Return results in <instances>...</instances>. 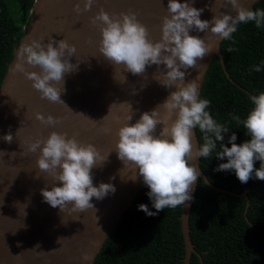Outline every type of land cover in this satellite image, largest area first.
Returning <instances> with one entry per match:
<instances>
[{
  "label": "water",
  "instance_id": "water-1",
  "mask_svg": "<svg viewBox=\"0 0 264 264\" xmlns=\"http://www.w3.org/2000/svg\"><path fill=\"white\" fill-rule=\"evenodd\" d=\"M259 1L238 0V3L247 9ZM222 2L194 0L193 6L204 9L202 20H210L221 12L235 16L232 6L221 7ZM77 3L80 13L73 10ZM166 4L167 0H94L90 9L84 11L82 0L34 1L29 22L12 51V59L0 84V264H83L81 256L84 253L91 257L87 264H93L105 240L132 205L144 185L140 177L132 181L119 175L123 164L114 151L118 139L116 131L122 126L125 114L132 115L134 123L142 112L162 103L175 89H165L156 81L163 66L156 69V65H152L146 67L143 74L133 75L107 61L98 51L99 22L93 25L91 19L101 8L109 16L134 12L137 20L147 28L148 38L155 42L160 39L162 18L169 15ZM190 35L200 36L212 46V51L186 73L185 83L199 74V93L214 57L224 68L220 54L222 39L207 30H193ZM62 39L75 46L70 63L79 64L75 71L66 73L64 83L58 85L64 89L60 96L64 104L42 99L32 87V81L24 73L13 70L21 44L36 40L47 45L50 40ZM25 69L40 71L27 64ZM121 103L130 104L132 111L127 112V105ZM159 111L163 113L162 108ZM36 113L45 118L51 115L59 122L51 126L41 124L35 118ZM160 127L157 125V132ZM103 128L109 131L104 132ZM53 131L75 136L83 144H93L102 155L111 152L102 167L92 169V174L94 185L111 182L115 192L103 200L93 198L94 209L61 213L43 202L40 189L50 188L53 180L37 168L39 150L28 152L26 142L46 139ZM8 133L12 134L10 143L3 139ZM194 163L200 172L198 178L205 185L226 192L207 180L199 168V160ZM110 177L115 178L109 180ZM196 184L197 181L191 189L192 199L181 206L179 217L185 250L183 264H189L194 253L188 220ZM240 197L245 198V195Z\"/></svg>",
  "mask_w": 264,
  "mask_h": 264
},
{
  "label": "clouds",
  "instance_id": "clouds-1",
  "mask_svg": "<svg viewBox=\"0 0 264 264\" xmlns=\"http://www.w3.org/2000/svg\"><path fill=\"white\" fill-rule=\"evenodd\" d=\"M82 2L83 10L88 11L94 0ZM193 4L194 0H167L169 15L162 18L160 39L155 42L148 38L147 28L134 12L109 16L101 8L91 19L93 25L99 22L98 51L107 61L133 75L143 74L146 67L152 65H156V69L163 66L156 81L165 89H175L162 103L142 112L134 123L131 122L133 116L125 114L122 126L116 131L118 139L114 151L123 164L119 175L132 181L141 178L148 189L146 196L151 209H155L152 211L148 204H139L138 210L147 216H156L165 208H176L192 199V186L200 176L194 162L200 159L215 157L225 161L218 163L213 171L234 173L242 184L250 179L264 181V91L248 96L251 106L243 118L229 113L231 120L243 127L247 137L237 144L236 132L230 131L227 123L215 119L209 111L210 100L199 95V74L185 83L187 70L212 51L204 38L190 32L207 30L222 40H231L239 24L254 22L257 28L264 26V9H246L238 0H223L220 6L231 5L235 16L221 12L210 20H202L204 9ZM73 10L80 13V4H75ZM75 50V46L64 39L50 40L47 45L33 40L20 45L13 70L24 73L42 99L64 104L60 99L64 89L58 85L64 83L66 73L78 68L79 64L70 63ZM25 64L38 67L40 71H26ZM262 68L264 61L253 65L252 71L260 72ZM121 104L127 105V112L132 111L130 104ZM35 118L49 126L59 122L51 115L45 118L40 113H36ZM157 125L161 126L158 132ZM197 129L201 134L198 140ZM3 139L10 143L12 134H6ZM26 143L28 152L39 150L36 166L53 180L50 188L40 189L43 202L61 213L94 209L93 198L103 200L115 192L111 182L93 184L92 169L102 167L111 152L102 155L93 144L80 143L75 136L55 131L46 139ZM256 162L259 167H254ZM90 260L87 253L82 254L83 264Z\"/></svg>",
  "mask_w": 264,
  "mask_h": 264
},
{
  "label": "trees",
  "instance_id": "trees-1",
  "mask_svg": "<svg viewBox=\"0 0 264 264\" xmlns=\"http://www.w3.org/2000/svg\"><path fill=\"white\" fill-rule=\"evenodd\" d=\"M34 1L0 0V84L29 22ZM257 8L264 9V0L252 7ZM220 54L224 68L217 57L210 61L199 95L210 100V113L236 132L239 144L247 138L245 130L231 120L229 113L243 118L251 106L248 96L264 91V68L252 71L253 65L264 61V26L239 24L231 40L221 41ZM200 135L197 129V140ZM221 162L225 161L215 157L199 160L207 180L226 192L216 191L198 178L188 220L194 250L189 264H264V181L250 179L242 184L234 173L213 171ZM254 167H259V162ZM147 191L143 186L93 264H183L181 206L147 216L137 207L148 204L155 211Z\"/></svg>",
  "mask_w": 264,
  "mask_h": 264
}]
</instances>
